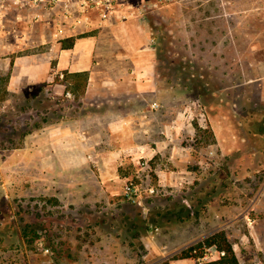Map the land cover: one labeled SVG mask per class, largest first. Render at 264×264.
<instances>
[{"label": "rangeland", "instance_id": "obj_1", "mask_svg": "<svg viewBox=\"0 0 264 264\" xmlns=\"http://www.w3.org/2000/svg\"><path fill=\"white\" fill-rule=\"evenodd\" d=\"M154 1L117 0V5L142 8L156 47L158 75L176 84L175 89L186 95L189 104L193 100L201 104L194 105L195 122L204 127L218 126V135L222 133L224 137L221 147L202 151L204 157L191 165V178L179 187H172L173 193L165 189L161 192L156 187L155 168L159 166L146 159L140 160L135 168L122 166L126 168L123 172L128 171V179L142 190V205L174 206L175 215L184 218L182 222H170L165 213L156 218L159 236L162 239L172 236L164 249L168 254L223 230L233 244L239 264H264V134H259V121L254 124L252 117L264 115V102L257 88L245 95L244 86L235 87L247 77L261 73L264 0H171L153 8ZM42 11L38 7H21L15 0H0V57L13 50L15 55L50 51L55 40L46 24L57 12H48L52 18L43 13L46 26L39 35L40 20L35 16ZM26 17H30L29 21ZM214 27L216 36L206 39L205 45L200 33L208 30L213 36ZM204 46L222 53L214 56ZM248 56L258 68L244 69ZM215 64L224 67L214 70ZM4 77L5 73H1L0 210L4 199L10 200L13 206L21 205L20 215L32 224L37 223V211L42 208L37 204H45L42 215L54 213L42 219L50 229L49 236L62 226H71L73 231L66 236L70 243L61 249L51 247L46 240L30 246L26 240L7 236L3 246L17 243L21 246L0 250V264H42L43 259L56 264H133L137 256L141 264H157L146 255L148 249L140 243L141 239L139 242L132 238L137 231L142 235L157 231L141 217L139 204L124 199V179L117 180L107 191L97 169L88 165L62 171L54 177L52 149L38 140L36 134L40 129L21 137L22 132L33 130L34 122L43 116L59 120L58 123L76 121L82 112L79 109L82 102L78 107V101H71L72 97L57 98L46 89L30 85L10 94L4 89ZM213 81L219 92L215 98L210 94ZM230 89L231 95L225 96ZM227 119L231 121L230 133L223 124ZM74 146L75 155L67 147L60 149V157L87 156L84 144L77 142ZM151 186L155 187V193L147 194L145 189ZM48 198H56L58 204L49 205ZM17 210L13 207L14 212ZM148 220L151 223V216ZM76 228H80L79 233ZM46 248L49 252L44 251ZM220 256L215 248H210L203 262Z\"/></svg>", "mask_w": 264, "mask_h": 264}, {"label": "crops", "instance_id": "obj_2", "mask_svg": "<svg viewBox=\"0 0 264 264\" xmlns=\"http://www.w3.org/2000/svg\"><path fill=\"white\" fill-rule=\"evenodd\" d=\"M127 7L118 6L114 15L107 20L92 16L88 26L63 28L62 40L55 43L50 51L41 53L31 51L15 55L13 50L9 55L0 57V75L5 73L4 89L10 94L18 93L25 85H30L46 89L57 98H70L66 96L67 92L70 93L66 89L67 82L63 81L66 73H88L83 95L74 100L70 93L71 101H78V107L81 106L79 102H82L79 118L76 121L70 120L69 123L66 121L47 125L36 134L38 140H43V143L48 145L46 148L52 149L54 177L59 176L62 171H73L78 166L88 165L90 169L91 167L97 169L103 186L109 191L117 180L128 179L129 173L123 172L126 168L122 166L135 168L140 160L146 159L151 164L159 166L155 168L156 187L161 192L165 189L173 193L172 187H179L186 179L191 178L189 171L196 160L193 151L187 145L188 140L196 132L194 127L196 104L194 100L192 105L189 104L186 95L175 89L176 84L158 75L156 47L146 17L130 13ZM41 13V19L37 23L38 34H42L43 27L48 25L53 35L58 14L52 18L46 11ZM43 13L52 18L49 24L43 23ZM29 18L26 17L25 20L29 21ZM215 29L214 27L213 36H210L208 30H202L200 33L205 45L206 39L216 36ZM25 32L28 33L27 30ZM217 35L222 36V33L218 32ZM211 48L204 46L203 49L208 51L210 49L214 56L217 53V57L222 53ZM253 49L249 53H252ZM213 58L215 62V57ZM245 61V70L252 71L258 68L250 56ZM260 63L262 70L259 76L247 77L235 87L244 86L245 95L255 92L252 90L257 88L260 99L264 102V58ZM223 67L221 64L212 66L214 70ZM200 76L204 78L203 74ZM214 83L213 81L210 94L215 98L219 92L214 88ZM232 90L224 95L228 97ZM223 124L230 133L231 121L227 119ZM210 129L215 136L216 146L221 147V139L224 136L222 133L218 135L219 127L211 125ZM77 142L84 144L87 156L62 159L60 149L68 147L75 155L74 144ZM196 194L198 196L197 192ZM171 207L169 205L146 207L144 221L147 220L149 227H154L157 231L155 233L146 231L145 234L148 235H142L140 238L142 242L139 239L145 249H148L146 255L155 259L156 263L164 261H168V264L204 263V258L172 259L170 257L173 254H168L164 250L171 242L172 236H169V233L166 239L159 236L160 228L156 218L165 213L170 216V222H177L176 210L174 206ZM149 216L152 218L151 223L148 220ZM67 240L69 244L70 241ZM130 243L129 245L132 244ZM98 244L102 242L95 243L96 246ZM63 251L59 252L64 254ZM41 262L56 264L50 259H43ZM133 264H141L138 256L133 259Z\"/></svg>", "mask_w": 264, "mask_h": 264}, {"label": "trees", "instance_id": "obj_3", "mask_svg": "<svg viewBox=\"0 0 264 264\" xmlns=\"http://www.w3.org/2000/svg\"><path fill=\"white\" fill-rule=\"evenodd\" d=\"M63 81L67 82L66 89L70 91V93H72L73 99L77 100L84 93L88 81V73H66ZM255 115L252 116L254 118V124L259 121L258 124H260V130L258 132L259 134H264V122H262L264 121V115ZM58 122L59 120L52 121L48 118V116H43L40 121L34 122L33 130H26L22 132L21 137H25L28 134H31L33 131L39 130L46 125ZM194 127L196 132L194 136L188 140L187 145L193 151V155L195 156L196 161L199 162V160L204 157L202 151L216 146L217 142L209 126L204 127L195 122ZM48 202L50 203L49 205L52 206H56L58 204V200L56 198H48ZM37 206H41L43 209L46 207L45 204H37ZM13 207H16L18 209L17 212L13 211ZM42 208L40 211H37V223L31 224L26 222L25 219L20 215V209H22L21 205L13 206L10 200L4 199L3 209L0 210V250L21 246V244L19 245V243L11 244L8 247L3 246L4 239L7 236H16L19 240H26V242L30 246H32L33 242H37L38 244L41 240L49 241V245L51 247H53L52 245H55V248L58 249H61V247L65 246L68 241L66 239V236H68V234H70L73 229L71 228V226L58 227L54 231L52 236H49L48 233L50 229L46 226L45 222L42 219L44 217L52 216L54 215V213L52 211H49L43 216ZM62 217L63 215L60 216V218ZM177 221L182 222L184 221V218H182V216H177ZM135 226L136 225H133V227ZM78 229L80 228H76L77 232L79 233L80 230ZM141 236L142 232L137 231L132 238L139 240ZM76 240H79V237L76 238ZM210 248H215L221 256L217 260L202 264H238V258L236 256L233 244L229 241L226 232L223 230L216 231L214 233H211L210 235L203 237L202 239L196 241L188 247L173 254L170 258H192L200 260L204 258L207 250ZM157 264H168V261L158 262Z\"/></svg>", "mask_w": 264, "mask_h": 264}, {"label": "built area", "instance_id": "obj_4", "mask_svg": "<svg viewBox=\"0 0 264 264\" xmlns=\"http://www.w3.org/2000/svg\"><path fill=\"white\" fill-rule=\"evenodd\" d=\"M171 0H155L153 8L163 2H169ZM15 4L21 7L41 8L43 11L50 12L56 11L58 18L55 19V30L53 32L54 42L57 43L61 40L62 29L69 28L75 29L80 25H90L92 16H97L101 20H107L111 18L118 9L117 0H15ZM128 11L130 13H136L144 18L142 8H136L133 5L128 4ZM40 13L35 16V19H41ZM54 43V44H55ZM53 44V45H54ZM62 78L63 75H60ZM67 97H71L69 92L66 93ZM196 106L201 104L195 103ZM157 107V105H153ZM212 155V151L209 152ZM144 164V163H142ZM147 194L155 193V187L151 186L145 189ZM123 197L131 204H139L142 202V190L132 180H126L123 185ZM45 252H49V249H44Z\"/></svg>", "mask_w": 264, "mask_h": 264}, {"label": "water", "instance_id": "obj_5", "mask_svg": "<svg viewBox=\"0 0 264 264\" xmlns=\"http://www.w3.org/2000/svg\"><path fill=\"white\" fill-rule=\"evenodd\" d=\"M138 209L140 210V212H141V214H142V218H144V216H145V214H146V212H147V209H146V207L144 206V205H142L141 203H139V205H138Z\"/></svg>", "mask_w": 264, "mask_h": 264}]
</instances>
